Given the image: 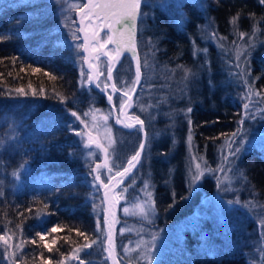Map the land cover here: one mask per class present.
Returning a JSON list of instances; mask_svg holds the SVG:
<instances>
[{
  "label": "trees",
  "instance_id": "1",
  "mask_svg": "<svg viewBox=\"0 0 264 264\" xmlns=\"http://www.w3.org/2000/svg\"><path fill=\"white\" fill-rule=\"evenodd\" d=\"M63 5L0 0V236L7 239L0 240V264H57L85 244L96 252L91 258L103 254L89 263L109 256L94 215L102 202L94 171L89 175L96 160L75 134L89 127L92 110L109 106L102 93L81 84L84 54L72 39H80L78 25ZM139 12L141 78L134 95L142 94L140 110L133 104L130 113L144 121L147 149L132 175L142 172L153 196L154 218L145 225L162 236L153 264H264V5L142 0ZM123 65L133 73L125 54L115 76ZM108 122L127 156L140 143L139 126ZM195 156L205 175L191 187ZM45 229L41 241L37 233Z\"/></svg>",
  "mask_w": 264,
  "mask_h": 264
},
{
  "label": "rangeland",
  "instance_id": "2",
  "mask_svg": "<svg viewBox=\"0 0 264 264\" xmlns=\"http://www.w3.org/2000/svg\"><path fill=\"white\" fill-rule=\"evenodd\" d=\"M57 1V0H55ZM63 2L62 11H65L68 16L73 15L75 18L78 31L80 33V39L78 43L80 45H84L81 47L84 56L81 58L80 62V81L81 84L85 87L90 84H95L99 86L104 92L108 95L112 96V100L106 102L109 106L107 110L94 109L91 111V114L86 118V121L89 123V127L80 132V138L82 139L83 146L86 150V155L90 159L96 160V163L93 164V169L95 175L99 174L100 180L94 181L93 188L94 191L99 192L100 197L102 199L103 193L109 187L115 185L119 177H116L115 180L112 179L116 175L117 171H123L124 167H127V161L131 159L133 155L138 151L139 145L133 150H130L127 156L122 155V151L127 147V144H116V141L113 139V130L111 125L108 122V118L111 117V120L118 127L124 128L127 124L135 123V111L140 110L136 102L140 100V95H134L131 101H128V97L124 96V92H129V95L132 96V91H129L130 88L134 87L133 81L135 80L136 70L132 71L127 70L125 65L118 66L116 71L118 72L115 76V70L113 65V74L112 78H107V68L109 65V56H117V44L111 43L108 44L105 48L101 49L100 52H95L93 49L97 45V42L103 43L104 40L107 39L108 35H111V31L104 27L97 29V26L107 23L108 21L105 19V15H101L99 18L94 14L91 19H85L83 23H81L83 13L80 12V8L88 3V0H59ZM104 0H94V3H103ZM74 9L76 11L74 12ZM87 11V10H85ZM97 11H99L97 9ZM115 11V10H113ZM67 17V16H66ZM138 22L141 21L140 15L137 16ZM136 18V19H137ZM70 21V18L67 17ZM112 19V17H109ZM115 28H120V25H114ZM83 29V31H80ZM93 30H99V37L96 39L92 38ZM125 35L121 42V50L132 52V46L128 48L129 36L127 34V29L124 30ZM133 30H132V40H133ZM87 36L88 43L85 44V37ZM116 40H121V38L117 35L115 37ZM129 45H131L129 43ZM87 48V51H85ZM99 57V58H97ZM85 59L87 60V65L85 64ZM125 59V58H124ZM97 65H101V69L99 67V71L96 69ZM91 77V79H89ZM118 77V78H117ZM115 85V89L113 88ZM255 96V95H254ZM244 97V93L241 94V98ZM122 101H128L127 104L124 105L123 111H121V103ZM135 104V111L130 113V109L132 105ZM106 118V119H105ZM119 119L120 123L117 122ZM93 141L89 144V141ZM120 143V142H119ZM88 144V147L85 145ZM99 145V147H97ZM130 149L132 148L129 146ZM120 151L118 155L115 156V150ZM196 159L192 162V172L196 171V164L201 165V169L203 170V161L201 158L195 156ZM99 165V168L97 166ZM139 166V164H138ZM137 166V167H138ZM111 169V172H109ZM143 174L140 171L135 172L134 176L129 177V181L126 180L125 183L121 186H118L114 191L109 193L107 196L108 199V214L105 215V211L103 208V200L102 202H97L96 207L94 208V215L96 218V222H100V225L104 227L106 232V237L108 233V227L104 224V221L107 220L111 224V228L114 230V241L118 238L119 248L118 253L116 250V242L115 252L116 258L119 264H146V261L141 259V254L146 251L145 245L148 244L151 247V256H152V264L158 259V254L160 250H158V246L161 243V234L157 231L152 230L148 227V224L145 225V222H151L154 218L155 211L152 212L150 216L146 219L140 213V207H148V203H151L154 207L152 192L149 189L148 180L142 177ZM224 181L227 183L223 185L222 190L226 193H229L230 189L229 184L231 183L232 178L230 174L227 173L226 178L224 177ZM200 183V182H199ZM107 185V187H105ZM147 185V188L145 187ZM147 202V203H146ZM124 208H128L129 211L127 213L124 212ZM121 213L122 217L127 219L122 220L119 226H116V220ZM132 218L134 220H132ZM46 232L43 233L45 236ZM153 236H155V240L153 241ZM46 241V240H44ZM107 244V239H106ZM108 246V245H107ZM77 249V248H75ZM74 249V250H75ZM74 250L70 252L68 255L64 256L57 264H79V261L73 258ZM84 251V250H83ZM81 251L79 253L80 259L85 261V264H110V258L108 256V260L103 259L100 263L97 260L89 263V259H99L103 254H97V257L91 258V256H95L96 252L83 253Z\"/></svg>",
  "mask_w": 264,
  "mask_h": 264
},
{
  "label": "snow or ice",
  "instance_id": "3",
  "mask_svg": "<svg viewBox=\"0 0 264 264\" xmlns=\"http://www.w3.org/2000/svg\"><path fill=\"white\" fill-rule=\"evenodd\" d=\"M59 2V0H57V3ZM141 2L142 0H104L103 3H94V0H88L87 4H84L79 10L81 13H83L84 15L82 16L81 19V23H83V21L85 19H91V17L95 14L97 18H99L101 15H105V19L108 21L107 23H103L99 26H97V29L100 27H106L111 31V35L107 36V39L104 40L103 43H99L97 42V45L94 47V51L95 52H100L101 49L105 48L108 44L111 43H116L117 44V53L119 54V51L121 49V42L122 39L125 35V29H127V34L129 36V41L128 43L131 44L132 46V50H133V55H136L135 52V43L132 40V30L135 27V21L138 15H140V7H141ZM259 3L264 5V0H259ZM97 9L99 11H97ZM87 10V11H85ZM115 10V11H113ZM109 17H112V19H109ZM114 25H120V28H115ZM80 31H83V29H80ZM100 33L99 30H93L92 32V38L96 39L97 37H99ZM119 36L121 38V40H116L115 37ZM73 41H77L79 40V37L76 36L75 34H73L72 36ZM88 43V39L87 36L85 37V44ZM81 47H84V45H80V44H76V48L79 49ZM85 51H87V48H85ZM79 54V53H77ZM195 54V53H194ZM99 58V57H97ZM237 59H239V56H237ZM117 60V56H109V65L107 68V78L111 79L112 78V74H113V64L116 62ZM239 66V65H237ZM39 69H37L38 71ZM54 78V77H53ZM140 78H141V69H140V64H139V60L137 59V67H136V73H135V80L132 82L133 85H138L140 82ZM89 79H91V77H89ZM211 84V81L209 82ZM113 88L115 89V85H113ZM17 94H24V90L23 88H18L15 90ZM129 91H135V87H132L129 89ZM124 96L128 97V101H131L132 97L129 95V92H124L123 93ZM108 100L111 101L112 100V96L109 95L108 96ZM128 101H122L121 103V111H123L124 105L128 103ZM244 109L246 110V115L248 116V118H252V114L250 112H248L249 109V105L248 104H244ZM192 111L191 108L188 109V112L190 113ZM85 115H87V113H85ZM71 116L76 117L77 120H80V117L77 116V113L75 111L71 112ZM106 119V118H105ZM81 123H83L84 121H80ZM118 123H120L119 119L117 120ZM189 124H191V120L188 121ZM241 123H243V121H241ZM136 125H139V130L142 131L144 128V121L141 120L138 116L135 117V124H127L125 125L126 127L129 128H135ZM189 131H191V129H189ZM77 136H80L81 134L79 132L75 133ZM233 136H235V133H233ZM190 139V137H189ZM93 141H89V144L92 143ZM89 145L86 144L85 147H88ZM97 147H99V145H97ZM147 149V135L145 134V139L142 140L139 143V151L136 152L135 155H133L131 157L130 160L127 161V167L123 168V171H117L116 175L114 177H112L113 180L116 179V177H119L120 180L122 181L130 172L132 169H135L137 167L138 164H140L141 162V154L142 152H144ZM240 149L237 148L235 149L233 155L239 153ZM71 155V154H70ZM25 167V165H20V169L22 170ZM196 171L195 172H189V183L191 187H196L198 185V183L201 181V178L205 175L204 171L201 169V165L200 164H196ZM205 167H207V165H205ZM97 168H99V165L97 166ZM93 171L96 170H91L89 172V175L92 174ZM215 171H223V169H209V173L210 174H214ZM109 172H111V169H109ZM15 179H20V175L21 172L17 171L15 173H13ZM218 179V178H217ZM100 180V176L99 174H96L93 176V181H97ZM105 187H107V185H105ZM147 188V185L145 186ZM3 193H0V195H2ZM173 196H175V193H173ZM184 199H187V197H182ZM147 203V202H146ZM232 203H239V201H234ZM129 211L128 208H124V212L127 213ZM155 209L152 206L151 203H148V207H140V213L142 214V216L146 219L148 216H150L152 214V212H154ZM104 224L108 227V233H107V244L108 247L105 249V251L108 252L109 254V258H113L112 257V252H113V233H112V228H111V224L105 220ZM262 228H264V225H262ZM97 230H101V225L100 222H97ZM45 232L47 231L46 229L44 230ZM52 232H56L57 228L53 227L51 229ZM79 235H85L84 233H78ZM37 235H39L40 240L43 241L45 239V236L37 233ZM0 240H4L5 244H7V239H5V237L0 236ZM155 240V236H153V241ZM36 241L33 240L32 243H35ZM53 243H55V241H53ZM93 244L96 243V241L94 240L92 242ZM45 248H48L49 251H51V248L49 247L48 244L44 245ZM91 245L90 244H85L80 248H77L74 250V254H73V258L79 261V264H85V261L83 259H80L79 257V253L81 251H83L84 249L90 248ZM146 251L143 252L141 254V259L146 261V264H152V256H151V247L150 245L146 244L145 245ZM113 262L114 264H116L115 259L113 258Z\"/></svg>",
  "mask_w": 264,
  "mask_h": 264
},
{
  "label": "water",
  "instance_id": "4",
  "mask_svg": "<svg viewBox=\"0 0 264 264\" xmlns=\"http://www.w3.org/2000/svg\"><path fill=\"white\" fill-rule=\"evenodd\" d=\"M93 87L95 88V89H97V90H99L100 91V89L95 85V84H93ZM104 96H105V99H106V101L108 102L109 100H108V95L106 94V93H104ZM135 124V123H134ZM127 128H129V127H127ZM145 139V135H144V129L141 131V141L142 140H144ZM139 151V150H138ZM143 153V152H142ZM141 156H142V154H141ZM136 169V168H135ZM135 169H132L131 170V172L121 181V180H119L117 183H116V185H114V186H112V187H110V188H108L107 190H105V192H104V195H103V198H104V200H103V204H104V209H105V215H107L108 214V200H107V195L111 192V191H113L117 186H119L121 183H123L128 177H130L131 176V174L133 173V171L135 170ZM112 233H113V230H112ZM88 249V248H87ZM112 257L115 259V261H116V264H117V260H116V256H115V247H114V233H113V252H112ZM113 258H111V262H112V264H114V262H113Z\"/></svg>",
  "mask_w": 264,
  "mask_h": 264
},
{
  "label": "bare ground",
  "instance_id": "5",
  "mask_svg": "<svg viewBox=\"0 0 264 264\" xmlns=\"http://www.w3.org/2000/svg\"><path fill=\"white\" fill-rule=\"evenodd\" d=\"M127 45H128V48H130L131 45H129V43Z\"/></svg>",
  "mask_w": 264,
  "mask_h": 264
}]
</instances>
